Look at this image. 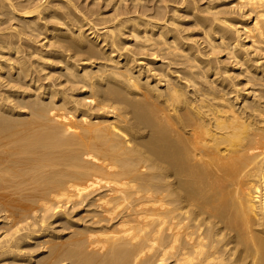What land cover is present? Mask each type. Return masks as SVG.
I'll return each mask as SVG.
<instances>
[{"label":"bare ground","instance_id":"bare-ground-1","mask_svg":"<svg viewBox=\"0 0 264 264\" xmlns=\"http://www.w3.org/2000/svg\"><path fill=\"white\" fill-rule=\"evenodd\" d=\"M0 264H264V0H0Z\"/></svg>","mask_w":264,"mask_h":264},{"label":"rangeland","instance_id":"rangeland-1","mask_svg":"<svg viewBox=\"0 0 264 264\" xmlns=\"http://www.w3.org/2000/svg\"><path fill=\"white\" fill-rule=\"evenodd\" d=\"M80 1H82V0H80Z\"/></svg>","mask_w":264,"mask_h":264}]
</instances>
